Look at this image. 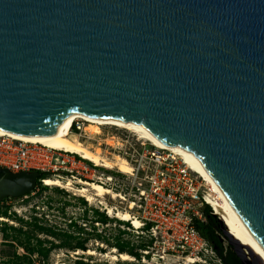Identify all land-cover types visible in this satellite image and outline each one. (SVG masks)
Segmentation results:
<instances>
[{"label": "water", "instance_id": "1", "mask_svg": "<svg viewBox=\"0 0 264 264\" xmlns=\"http://www.w3.org/2000/svg\"><path fill=\"white\" fill-rule=\"evenodd\" d=\"M76 115L192 152L264 249V0H0V128ZM37 179L0 168V201Z\"/></svg>", "mask_w": 264, "mask_h": 264}, {"label": "built area", "instance_id": "2", "mask_svg": "<svg viewBox=\"0 0 264 264\" xmlns=\"http://www.w3.org/2000/svg\"><path fill=\"white\" fill-rule=\"evenodd\" d=\"M85 125L87 122L84 120L74 119L69 134L85 131ZM114 128L119 129L118 132L107 134L104 139L111 140V143L105 141L102 144L113 154L103 153L120 157L129 166V174L95 166L70 152L16 140L7 135H0V168L12 173L35 171L42 185L47 178L69 182L73 187H80L81 183L99 185L108 194H103L94 202L107 217H112L107 212L108 207L117 213L124 205V212L139 223L138 227L130 224L135 233L139 232L156 243L171 240V246L166 251L179 252L187 259L204 258L210 245L193 224L195 220L204 221L199 211V207L207 205L204 181L190 170L178 153L155 146L126 129L128 132ZM106 197L116 201V205H109ZM86 203L88 207L92 205ZM142 254L144 257L147 251Z\"/></svg>", "mask_w": 264, "mask_h": 264}, {"label": "bare ground", "instance_id": "3", "mask_svg": "<svg viewBox=\"0 0 264 264\" xmlns=\"http://www.w3.org/2000/svg\"><path fill=\"white\" fill-rule=\"evenodd\" d=\"M76 118L87 122L85 131H88L90 134L100 133V126H114L131 131L137 134L140 138L148 140L155 146L170 149L181 155L190 170L195 172L204 181L207 188L205 202L207 206L210 207L212 214L223 224L225 230L230 235L232 242L240 249L244 257L251 264H264V249L196 156L180 146L166 145L159 142L141 123L133 121H115L111 119L99 120L76 115L70 117L63 130L55 136L17 133L1 128L0 135H7L16 140L31 142L48 148L70 152L71 154H76L82 159L91 162L95 166H101L111 170L116 169L121 173L129 174V166L126 165L120 157L108 156L106 153H102L99 148L91 149L81 143L77 136L69 135V127L72 121ZM43 184L45 186L58 187L68 192H72L73 195L82 197L90 203H92L93 200H97L96 198L101 197L103 194H108V192L104 191V188L96 184L87 185L81 183L80 187H73L69 182L62 183L58 180L48 178L43 180ZM107 210L109 215L114 216L121 221L130 222L132 226L138 227V221L133 219L128 212L116 213L109 207ZM113 252H115L114 248L112 249V253ZM86 253L93 254L91 250H87ZM111 259L121 261L133 260L131 256L125 253L113 254Z\"/></svg>", "mask_w": 264, "mask_h": 264}, {"label": "rangeland", "instance_id": "4", "mask_svg": "<svg viewBox=\"0 0 264 264\" xmlns=\"http://www.w3.org/2000/svg\"><path fill=\"white\" fill-rule=\"evenodd\" d=\"M86 126V125H85ZM114 127L104 126L100 128V133L98 134H90L88 131H81L79 133H71L70 136L75 135L79 139L81 143L84 145L90 147L91 149L99 148L101 152L107 151V153L113 154L111 150L106 149L102 144L103 142L107 141L108 143H111V140L107 139L104 141L105 136L107 134H116L118 132ZM122 132H128L124 129H121ZM85 132V133H84ZM130 134V132H129ZM135 136V135H133ZM116 172V171H112ZM121 174V173H120ZM54 188L60 189L58 187H48L47 190L43 192H33L32 194H29L28 196L21 197V199H15V200H7L3 204H0V207H8L10 212H14L18 217L26 219L30 215L31 208L44 210L45 214L42 216L44 218L45 224L53 225L56 224L60 226L61 228H65V222L66 220L61 217L60 214L55 211V206H60L62 204H65V211L67 213V216L77 219L78 224H83V226H86L85 230L87 233H90L92 235L89 237L86 246L87 250H91L93 254H87L86 252L81 251H68L63 249H55L51 251L47 261L45 264H73L76 260H82L84 262H87L88 264H221L219 259L215 256L213 253V250L209 247L208 252L204 258H195L190 257L187 259L185 256H182L179 252L174 251H166L167 248L170 245L171 240H159L158 243L154 242L152 240L151 246L146 250L148 257H143L142 252L139 259H135L132 257V261H121V260H112L111 256L114 254H118V251L115 249V252L112 253L111 247L104 245L103 243L97 241L94 239L93 235L95 233L101 234L104 237H111L116 235L117 233V222L114 220H119L112 216L111 222H109L105 226H100L99 224H95V232L93 233L92 229L89 227L88 224L81 223L82 217L86 216L88 219L90 214L83 212V207L80 205L78 201H73L72 196L78 197L76 195H73L72 192H68L66 190L60 189L68 196L62 195V194H56L54 191H52ZM204 191H206V187L203 188ZM82 198V197H78ZM83 199V198H82ZM105 200L109 203V205L113 206L116 205V201L111 200L109 197H106ZM87 206V201L83 199ZM96 200L92 201V205L88 208L90 209H96L98 210V204L97 202H94ZM49 202L50 210L45 207V203ZM209 207V206H208ZM210 208V207H209ZM202 207H199V211L201 212ZM125 206H121L120 212H124ZM99 211V210H98ZM211 211V210H210ZM41 212V211H40ZM133 213V212H132ZM212 213V212H211ZM41 213L38 214L40 216ZM0 221L7 222L8 220L1 218ZM121 221V220H120ZM8 224H14L12 221H8ZM129 224V229L126 231L127 234L121 235L122 238H126L131 241V243L136 246L140 243L147 242L148 238L139 232L135 233L132 231V226ZM82 226V225H81ZM121 228V227H120ZM219 227H216V233L218 237L220 238V242L222 244L223 251H231L233 252L232 248L229 245V242L226 238L222 236L220 233ZM125 229V226L121 228V230ZM100 249L102 251H100ZM13 254L16 255H22L24 252L17 248L14 245H9L8 243L4 242L2 238H0V264H18L16 261L15 263H12L11 257ZM31 264H41L37 257H33V261ZM242 264V263H241Z\"/></svg>", "mask_w": 264, "mask_h": 264}, {"label": "trees", "instance_id": "5", "mask_svg": "<svg viewBox=\"0 0 264 264\" xmlns=\"http://www.w3.org/2000/svg\"><path fill=\"white\" fill-rule=\"evenodd\" d=\"M41 178H45L44 175H41ZM48 187L36 183V186L32 192H43L47 190ZM56 194H62L68 196L65 192L60 189L54 188ZM27 194L26 196H28ZM70 197V196H68ZM21 199V198H17ZM7 200H15L12 198H7L0 201V204H3ZM73 201H78L83 207V212L90 214L87 219L86 216H83L81 223L85 225L88 224L92 229L93 233L95 232V224L100 226H105L109 222L113 221L112 218L107 217L104 213L96 210L90 209L86 206L82 198L72 196ZM49 202L45 203V207L50 210ZM41 211V212H40ZM55 211L61 215L63 219L66 220L65 228L53 224H45L44 210L31 208L30 215L24 219L18 217L14 212H10L8 207H0V218L12 221L14 224H8L7 222L0 221V238L9 245H14L17 248H20L24 254L16 255L13 254L11 257L12 263L16 261L18 264H31L33 257H37L41 264H45L51 251L55 249H63L68 251H81L86 252L87 246L86 243L92 235L87 233L83 224H78L77 219L67 216L65 211V204L60 206H55ZM41 213L40 216L38 214ZM202 216L204 221L195 220L193 222L195 229L199 234L206 240V242L213 248L216 253V257L219 259L221 264H241L240 261L236 258L233 252L230 250L226 252V258L223 259V248L219 240V237L216 233V227H219L217 218L211 213L210 208L207 205H203L201 209ZM117 222V233L111 237H104L100 233H95L93 235L94 239L107 245L111 248H114L118 251L119 254H128L129 256L139 259L141 253L139 251H146L152 244V240L148 239L147 242L140 243L134 246L130 240L122 238L121 235L127 234V230H121L120 226L129 228L128 222H123L120 220H114ZM82 225V226H81ZM219 229V228H218ZM126 230V231H125ZM100 251H102L100 249ZM143 255V254H142ZM148 257V254L145 255ZM73 264H88L82 260H76Z\"/></svg>", "mask_w": 264, "mask_h": 264}, {"label": "flooded vegetation", "instance_id": "6", "mask_svg": "<svg viewBox=\"0 0 264 264\" xmlns=\"http://www.w3.org/2000/svg\"><path fill=\"white\" fill-rule=\"evenodd\" d=\"M219 240H220V238H219ZM212 247H213V246H212ZM212 247H211V248H212ZM212 250H213V248H212ZM213 253L215 254V256H217L214 250H213ZM225 256H226V252L224 251V252H223V256H222V258L225 259V258H226Z\"/></svg>", "mask_w": 264, "mask_h": 264}]
</instances>
